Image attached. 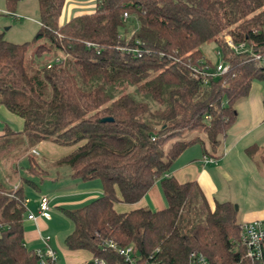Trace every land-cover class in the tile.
<instances>
[{"label":"trees","instance_id":"trees-1","mask_svg":"<svg viewBox=\"0 0 264 264\" xmlns=\"http://www.w3.org/2000/svg\"><path fill=\"white\" fill-rule=\"evenodd\" d=\"M21 1L4 0L7 13ZM36 2L32 40L13 44L0 35V106L23 122L21 132L5 128L0 136V165L41 142L74 148L56 165L68 166L72 179L98 180L102 194L60 209L72 224L65 249L90 254L85 264H125L110 243L159 264H188L192 253L209 264H264V241L261 260L246 257L235 205L210 207L196 182L169 176L187 148L215 153L237 119L235 104L264 82V0H97L93 13L62 25L65 0ZM209 41L228 70L204 83L193 71H215L200 50ZM238 45L246 50L236 52ZM27 161L30 174L45 173L30 154ZM158 180L164 210L116 211ZM25 201L23 184L0 183V264H38L24 244Z\"/></svg>","mask_w":264,"mask_h":264},{"label":"crops","instance_id":"crops-1","mask_svg":"<svg viewBox=\"0 0 264 264\" xmlns=\"http://www.w3.org/2000/svg\"><path fill=\"white\" fill-rule=\"evenodd\" d=\"M96 2L97 0L95 2L94 0H65L59 24L62 25L73 17L93 13ZM2 3L3 0H0V6ZM18 9L25 11L26 7L23 6V0L19 3ZM15 20H20V18ZM36 27L39 28V23L36 24ZM262 91V84L253 83L248 96L243 99L245 102L244 123L246 124L245 127L247 126L244 131L241 130L242 128H233L237 121L236 119L226 136L221 138L220 145L215 153L205 155L200 145H193L187 148L170 167L169 176L174 178L178 183L196 182L210 207H213L216 202H230L233 204L240 194L243 197L251 196L252 199L254 192L252 193L253 188L248 186V182H254L257 176L264 180V169H260L259 166L253 163L255 154L257 155L255 158L259 157V162L264 159V135L262 134L263 132L257 133L264 126V95ZM15 117L3 106H0V136L4 133L5 128H10L16 133L21 132V122H17ZM252 147H256V149L251 158L248 157L246 151ZM73 149L72 147H59L47 141L41 142L33 148H29L27 152L21 153L13 159L12 163L4 166L0 165V173L2 175L0 183L8 190H13L23 184L21 183L22 177L16 169V164L27 160L28 154L35 158L38 166L45 172L42 175V172L35 175L28 172L30 175L40 178L42 189L32 180H30L31 184L27 185L35 190L36 194H32L30 191L27 192L25 190L26 184H23L25 199L27 201L26 216L30 213L35 216L38 215V205L41 197H47L50 206V220L37 218L36 222H31L25 218L24 244L29 250L35 251L43 247L41 238L44 237L45 232H48L51 227L55 226V216L58 214L54 209L59 211L60 209L75 210L97 199L102 194L101 184L98 180L84 182L72 179L71 170L68 172V169H70L68 166L64 168V165H56L58 160L68 156ZM32 150H35L38 155L31 154ZM41 156L55 167H53L54 171L52 172L55 178H51L49 170L44 169L37 161V158ZM206 156L215 162L204 163L203 158ZM61 169L67 170L65 171L67 181L59 186ZM250 193L252 194L250 195ZM166 206L158 180L138 203L134 205L118 204L115 206V209L119 213H126L139 208L161 211ZM237 210V216L240 214L243 224L264 221V208L258 206H239ZM55 244L56 242L54 243V240L50 237L49 245L55 251V264H58V251ZM62 252L65 255L63 264H85L92 258L86 252H70L67 250H63Z\"/></svg>","mask_w":264,"mask_h":264},{"label":"rangeland","instance_id":"rangeland-1","mask_svg":"<svg viewBox=\"0 0 264 264\" xmlns=\"http://www.w3.org/2000/svg\"><path fill=\"white\" fill-rule=\"evenodd\" d=\"M95 2V0H94ZM23 6L26 7L25 11L22 10H17L13 13L14 17L20 18V20H15L14 18L10 17L6 11L5 8V3L3 0L2 5L0 6V35H3V38L13 44H22L25 42H28L33 39L34 35L38 31V27H36V24L38 23V6L36 0H23ZM17 12V13H16ZM37 21V22H36ZM67 21V20H66ZM135 24L133 22H129L127 26L125 27L127 30L128 36H130L133 31H134ZM124 30L121 31V34L123 33ZM200 50L204 54V56L211 61L213 66H218L222 63L220 57L217 55V47L214 43V41H209L205 44H203L200 47ZM53 58L48 57L47 61L48 63L52 62ZM45 60L41 61V64H44ZM264 63V62H262ZM257 84H262L263 86V95H264V82H260ZM244 100L241 99L235 104V110L238 114L237 121L234 124L233 128H242L241 130L244 131L246 129L245 123H244V116H245V106H244ZM16 118L17 122H21V129H23V122L21 119ZM22 131V130H21ZM263 132L262 134L264 135V126L257 131V133ZM194 134V133H192ZM256 134V133H255ZM255 157L257 156L256 154L254 155ZM259 156V155H258ZM253 163L256 166H259L260 169V163H259V157L255 158ZM37 161L39 162L40 165L44 167V169L49 170L50 172V177L55 178V175H53V164L50 162H47L42 158H37ZM63 166V165H62ZM28 161L24 160L20 164H16V169L19 171V174L21 175L22 179H28L34 181L40 189H42V184L40 181L39 177L30 175L28 173ZM55 168V167H54ZM64 168H66V165H64ZM60 175L61 178L59 180L58 185L60 186L61 184H64V182L67 181V177L65 174L66 169H61ZM68 172H70V169H68ZM2 177L0 173V178ZM17 179V177H16ZM19 179V178H18ZM1 181V180H0ZM24 185L26 184L25 182H22ZM46 185V182H45ZM248 186L252 189V193L254 192L252 199L251 196H245L243 197L242 194L237 196L236 202L233 203L239 208V206L244 207V206H258L261 208H264V180L261 177H256L254 182L249 181ZM25 190L28 192L30 191L32 194H36L35 190L32 188L28 187L26 185ZM249 192V191H248ZM250 193V195L252 194ZM249 195V194H248ZM253 201V202H252ZM57 212V216H55V226L51 227L48 232L44 233V237L50 236L54 240L55 247L58 251L57 255L59 258V263L58 264H63L65 255L62 252L63 250H66L64 247V239L70 234L72 230V224L71 222L57 209H54ZM237 221L240 224H243L242 219L240 214L237 216ZM53 244V242H52ZM40 249H43L40 248Z\"/></svg>","mask_w":264,"mask_h":264},{"label":"built area","instance_id":"built-area-1","mask_svg":"<svg viewBox=\"0 0 264 264\" xmlns=\"http://www.w3.org/2000/svg\"><path fill=\"white\" fill-rule=\"evenodd\" d=\"M10 17L14 19H18V17H14L13 14H8ZM128 19V14H123V20ZM229 45H232L231 42H228ZM87 47L93 46L90 43L85 44ZM99 50V49H97ZM236 52L245 51L243 45H238L234 47ZM137 50H134L133 53L137 54ZM255 59L260 60L262 59L260 56H254ZM64 57L60 55L54 61L56 63L59 62L60 59ZM264 61V60H262ZM228 70V65L224 62L220 65L216 66L214 72H210L208 68L198 69L195 68L193 71L194 78H201L202 82H206L208 77H215L217 75H221L226 73ZM31 154L38 155L35 150L31 151ZM204 163H213L215 162L213 159L209 157L203 158ZM27 201H25L26 205ZM37 218H43L45 220H50V206L49 200L47 197H41L39 200L38 205V215L35 216L32 213L26 216L27 221L36 222ZM241 243L246 248V257L254 260L259 261L263 258V254L261 251V244L264 241V223L263 221H254L249 223L241 224V235H240ZM50 237H42L41 243L43 245V249H37L34 251V254L38 258V264H55L56 262V254L55 251L49 245ZM108 247L114 251H116L119 256L122 257L125 264H159L158 262H150V261H140L139 257L136 256L132 247L127 248H119L115 244H108ZM92 264H105V262L101 259H93ZM188 264H209L205 257L201 254L192 253L189 255Z\"/></svg>","mask_w":264,"mask_h":264},{"label":"water","instance_id":"water-1","mask_svg":"<svg viewBox=\"0 0 264 264\" xmlns=\"http://www.w3.org/2000/svg\"><path fill=\"white\" fill-rule=\"evenodd\" d=\"M102 121H108V120H102ZM235 210H237V207L235 206Z\"/></svg>","mask_w":264,"mask_h":264}]
</instances>
